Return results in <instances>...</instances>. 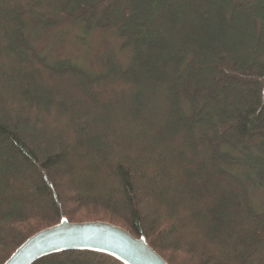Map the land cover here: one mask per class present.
Returning a JSON list of instances; mask_svg holds the SVG:
<instances>
[{
	"label": "trees",
	"instance_id": "trees-1",
	"mask_svg": "<svg viewBox=\"0 0 264 264\" xmlns=\"http://www.w3.org/2000/svg\"><path fill=\"white\" fill-rule=\"evenodd\" d=\"M24 14L112 29L130 63H49ZM243 174L264 183V0H0V264L97 216L168 264H264ZM70 182L83 192L64 196ZM33 264L122 263L72 250Z\"/></svg>",
	"mask_w": 264,
	"mask_h": 264
},
{
	"label": "rangeland",
	"instance_id": "rangeland-1",
	"mask_svg": "<svg viewBox=\"0 0 264 264\" xmlns=\"http://www.w3.org/2000/svg\"><path fill=\"white\" fill-rule=\"evenodd\" d=\"M23 21L25 36L29 38L38 55L49 63L64 59L92 74L107 70L112 65L125 68L130 63V50L121 47V40L112 32V29L89 30L78 20H67L50 27H43L28 14L23 15ZM24 168L30 170L28 164ZM61 172L64 173L63 167L56 169L55 180H59ZM241 178L246 184L251 207L255 212L263 211L264 183L258 185L253 179L254 176L247 177L245 174ZM82 192L78 184L70 182L62 194L72 197ZM56 194L59 196L60 191L57 190ZM103 217L97 216L95 221L106 222ZM84 220L87 219L79 222H86Z\"/></svg>",
	"mask_w": 264,
	"mask_h": 264
},
{
	"label": "water",
	"instance_id": "water-1",
	"mask_svg": "<svg viewBox=\"0 0 264 264\" xmlns=\"http://www.w3.org/2000/svg\"><path fill=\"white\" fill-rule=\"evenodd\" d=\"M72 250L103 253L122 264H168L143 237H135L122 227L66 219L29 236L2 264H33L45 256Z\"/></svg>",
	"mask_w": 264,
	"mask_h": 264
}]
</instances>
